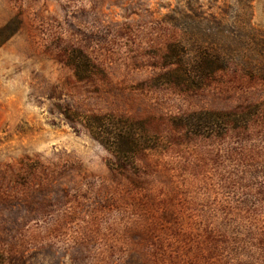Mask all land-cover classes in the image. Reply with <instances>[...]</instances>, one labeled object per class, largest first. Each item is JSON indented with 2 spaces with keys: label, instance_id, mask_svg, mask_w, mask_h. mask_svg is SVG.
<instances>
[{
  "label": "rangeland",
  "instance_id": "rangeland-1",
  "mask_svg": "<svg viewBox=\"0 0 264 264\" xmlns=\"http://www.w3.org/2000/svg\"><path fill=\"white\" fill-rule=\"evenodd\" d=\"M248 7L264 36V0ZM238 13L0 0V264H264V81L237 61L186 86L169 64L173 44L185 61L218 50ZM204 112L244 116L200 135L178 120ZM88 116L139 123L155 147L122 166Z\"/></svg>",
  "mask_w": 264,
  "mask_h": 264
},
{
  "label": "trees",
  "instance_id": "trees-1",
  "mask_svg": "<svg viewBox=\"0 0 264 264\" xmlns=\"http://www.w3.org/2000/svg\"><path fill=\"white\" fill-rule=\"evenodd\" d=\"M249 1L235 0L239 13L227 33L217 27V34H221L224 39L221 40L220 36L213 39V44L218 46V50H213L200 43L192 44L196 46L194 58L191 61H185L181 58L180 45L173 44L168 47L171 59L169 64H175L174 73H176L175 78L179 79L178 84L200 87L216 72L224 70L227 65L237 61L244 72L264 81V36L246 20ZM241 116L244 115L204 112L188 115L178 120L182 122V127L194 128L195 134L200 135L204 131L202 130L204 126H207L208 131V129L212 130L210 126L234 125L240 123ZM245 122H247L246 118ZM84 125L96 139L98 138L108 150L117 156L122 166L130 165L133 156L137 153L155 147L154 140L145 137L144 129L139 123L124 119L115 120L110 116H88L84 120ZM104 135L106 142L103 141Z\"/></svg>",
  "mask_w": 264,
  "mask_h": 264
}]
</instances>
